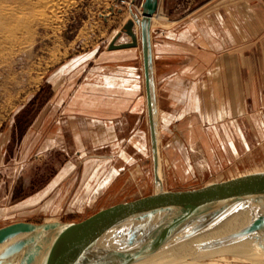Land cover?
<instances>
[{
  "label": "crops",
  "instance_id": "obj_1",
  "mask_svg": "<svg viewBox=\"0 0 264 264\" xmlns=\"http://www.w3.org/2000/svg\"><path fill=\"white\" fill-rule=\"evenodd\" d=\"M178 3L166 0L168 11L162 13L160 0L161 22L153 25L152 20L160 118L163 128L174 122L180 127L175 129L180 144H186L183 160L190 166L192 153L200 156L201 151L212 170V158L224 161L264 143V0H207L187 14L176 11ZM92 54L59 69L56 106L40 112L30 128L45 136L36 156L64 144L80 157L78 164L86 162L88 152L98 157L91 159L95 165L117 157V172L129 170L137 180L135 170L141 172L144 159L137 153H151L145 137L150 126L142 50L134 46ZM73 171L64 179H72ZM112 180H106L101 193Z\"/></svg>",
  "mask_w": 264,
  "mask_h": 264
},
{
  "label": "rangeland",
  "instance_id": "obj_2",
  "mask_svg": "<svg viewBox=\"0 0 264 264\" xmlns=\"http://www.w3.org/2000/svg\"><path fill=\"white\" fill-rule=\"evenodd\" d=\"M32 1L0 0V226L16 220L79 221L102 208L154 191L153 161L149 151L148 155L137 153L144 159L141 172L135 170L137 180H134L129 170L122 174L117 172L113 166L120 162L117 157V161L113 158L95 165L91 159L98 157L88 152L84 155L88 160L78 164L76 160L80 157L64 144L42 152L37 158L45 136L30 129L37 125L40 112L53 111L56 106L53 99L59 93L58 83L63 76L58 74L59 69L81 56L110 49L111 40L124 26L123 12L131 7L137 11L142 0ZM130 1L132 4L128 3ZM178 1L176 11L187 14L207 0ZM165 3L166 0H161L162 13L168 11ZM5 8L9 9L6 13ZM10 23L14 27H9ZM17 24L21 27H16ZM122 36L130 35L123 31L120 38ZM92 56L87 63H94ZM176 124L163 128L161 121L166 188H193L214 177L227 179L249 170L264 169L263 142L224 161L212 158V170L204 164L205 153L200 151L199 156V152H194L195 161H190L189 166L183 160L187 148L183 142L182 146L180 144L182 140ZM147 125L145 117L142 126L145 129ZM145 137L150 143V132ZM113 151L111 148L110 152ZM209 154L217 157L213 151ZM72 169V179H64ZM100 178L102 182L99 183ZM109 178L112 180L109 190L101 193ZM60 179L64 180L59 183ZM197 260L254 264L232 255L186 259V262L196 263Z\"/></svg>",
  "mask_w": 264,
  "mask_h": 264
},
{
  "label": "water",
  "instance_id": "obj_3",
  "mask_svg": "<svg viewBox=\"0 0 264 264\" xmlns=\"http://www.w3.org/2000/svg\"><path fill=\"white\" fill-rule=\"evenodd\" d=\"M160 0H143L110 49L141 44L153 159L150 195L102 208L79 221L16 220L0 226V264H141L150 257L232 255L264 264V169L202 186L165 187L152 19ZM123 9L121 8V11ZM140 24V40L135 25ZM123 31L131 41H121Z\"/></svg>",
  "mask_w": 264,
  "mask_h": 264
},
{
  "label": "bare ground",
  "instance_id": "obj_4",
  "mask_svg": "<svg viewBox=\"0 0 264 264\" xmlns=\"http://www.w3.org/2000/svg\"><path fill=\"white\" fill-rule=\"evenodd\" d=\"M30 2H33L32 0H29ZM41 1V0H40ZM133 1V0H132ZM143 1V0H142ZM142 1H141V4H142ZM130 4H132V2H128ZM134 3V2H133ZM140 4V5H141ZM137 8V7H136ZM8 8H5L3 9L4 10V13L8 12L7 10ZM124 11V10H123ZM139 14H142V11H143V8H142V5L139 7V9L137 10ZM123 18H124V22L130 18H133V14L131 13V10L130 9H126V11L123 12ZM3 15V14H2ZM160 16L159 13H158V10L157 12L153 15V25L154 24H158L159 22H161V19H160ZM122 19V18H121ZM123 20V19H122ZM126 23V22H125ZM138 24V23H137ZM9 27H14V24L13 23H10L9 24ZM16 27L20 28L21 26L20 25H16ZM140 24L137 25V29L140 28ZM138 36H139V40H140V31L138 33ZM121 39V38H120ZM119 39V40H120ZM13 39H10V41H12ZM9 42V40H8ZM170 144V143H169ZM166 167V166H165ZM174 172V171H173ZM177 174V173H176ZM63 175V174H62ZM204 179V178H203ZM181 181V180H180ZM165 187H167L166 183H165ZM186 259L187 258H180V257H176V256H162V257H150L148 258L144 263H141V264H223L222 262L220 261H209V260H200L196 263H189L188 261L186 262ZM243 260H246V259H243ZM247 261V260H246ZM219 262V263H218Z\"/></svg>",
  "mask_w": 264,
  "mask_h": 264
}]
</instances>
